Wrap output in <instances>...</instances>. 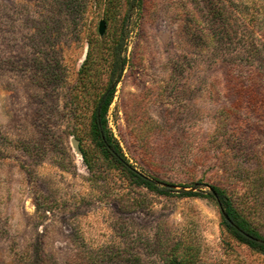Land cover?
Instances as JSON below:
<instances>
[{
	"label": "rangeland",
	"instance_id": "374dc122",
	"mask_svg": "<svg viewBox=\"0 0 264 264\" xmlns=\"http://www.w3.org/2000/svg\"><path fill=\"white\" fill-rule=\"evenodd\" d=\"M221 1L227 28L203 0H0V264H264L212 198L182 193L227 190L264 236V77L256 106L244 77L264 70V0H231L245 17ZM122 34L106 126L164 194L92 137Z\"/></svg>",
	"mask_w": 264,
	"mask_h": 264
},
{
	"label": "trees",
	"instance_id": "16d2710c",
	"mask_svg": "<svg viewBox=\"0 0 264 264\" xmlns=\"http://www.w3.org/2000/svg\"><path fill=\"white\" fill-rule=\"evenodd\" d=\"M233 5V9L242 17H245L243 14L242 3L234 2L228 0ZM202 2V0H201ZM204 6H207V11L211 14V18H214L219 22V24L227 28L229 26V20L226 19L227 9L229 7L226 6L221 0H216L214 2H208V0H203ZM211 3V6H208ZM213 3V4H212ZM204 6H202L204 8ZM239 15V14H238ZM239 15V16H240ZM208 18L211 19V18ZM247 18V16H246ZM256 17L247 18L246 21H253ZM124 33V32H123ZM123 34L120 36V39L116 42L114 47V58L113 65L110 73V83L108 84L105 91L100 95L95 109L92 114L91 120V133L93 140L96 142L101 156L107 160L112 167H118L123 173L127 174L130 178H132L136 184L146 187L149 190L155 191L158 194H164L170 191L168 187L163 186V182L156 178L148 177L143 175L142 173L136 171L133 166L127 161V159L123 156V153L120 151L119 145L113 136L110 135L109 130L106 126L105 114L108 109L109 104L114 95L115 86L120 80L121 73L123 67L125 65V58L121 56L120 50L123 44ZM232 65V70L230 73L235 76V78H241L244 76L246 70H248V74L244 76L247 80L248 86H246L252 96V103L254 106L259 105L260 101L263 102V96L258 95L257 88L260 87L263 83V72L264 70L259 68V71H255V69L251 70L246 69L245 71L242 69L241 64ZM243 74V75H242ZM261 75L262 77H258ZM234 78H232L233 80ZM244 79V78H243ZM245 86L240 85V92L243 94L242 89H246ZM244 95L240 97L243 98ZM239 105V102H230L229 106L224 105V107L219 112V127L227 125L229 121V116L232 111ZM206 185V184H205ZM208 190H200L198 192L194 191H182L185 196H199V197H208L212 198L215 203L218 205L220 212L221 210L227 215L228 219H225L222 215V222L227 230L237 241L247 245L250 249L264 254V236H262L258 231L254 230L249 221L244 217L243 213L246 211V206L244 202L236 200L237 198L229 193L227 190L222 189L216 185H207ZM236 205H241L242 208H237ZM186 263L182 264H192L189 260H184ZM174 264V263H173Z\"/></svg>",
	"mask_w": 264,
	"mask_h": 264
},
{
	"label": "water",
	"instance_id": "95a60500",
	"mask_svg": "<svg viewBox=\"0 0 264 264\" xmlns=\"http://www.w3.org/2000/svg\"><path fill=\"white\" fill-rule=\"evenodd\" d=\"M104 30H105V22L103 20H100L99 24H98V32H99V34L102 35L104 33ZM163 186H165V187H174V185H171V184H168V183H163ZM221 213H222V215H223V217L225 219H228L227 215L222 210H221Z\"/></svg>",
	"mask_w": 264,
	"mask_h": 264
}]
</instances>
